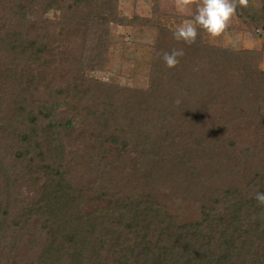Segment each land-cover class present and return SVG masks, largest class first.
<instances>
[{"label": "trees", "instance_id": "16d2710c", "mask_svg": "<svg viewBox=\"0 0 264 264\" xmlns=\"http://www.w3.org/2000/svg\"><path fill=\"white\" fill-rule=\"evenodd\" d=\"M118 3L0 0V264H264L260 51L185 44ZM237 14L264 51V1ZM137 58L145 88L89 75Z\"/></svg>", "mask_w": 264, "mask_h": 264}, {"label": "rangeland", "instance_id": "374dc122", "mask_svg": "<svg viewBox=\"0 0 264 264\" xmlns=\"http://www.w3.org/2000/svg\"><path fill=\"white\" fill-rule=\"evenodd\" d=\"M262 1L264 0H248V3L254 8H259ZM199 3L200 0H190V3L185 6L184 0H119L118 6L122 14L130 18L133 16L150 18L158 25V27L163 28L165 34L172 35V31L177 25L193 18V14ZM45 16L56 18L58 13H55L52 10L48 11ZM112 29L115 33L123 35V42L127 41L131 34L130 27L125 28L113 24ZM144 30L146 31L147 39L152 40L155 35L154 31L147 27H144ZM258 31H260V29H258ZM198 38L200 39V45L202 46L222 49L218 54L223 53V50L228 52H235L243 49L260 51L261 58L258 63V68L264 70V51H262L261 38L252 34L250 28L246 25L245 21L238 16V14L232 18L229 27L220 36L211 37L207 32L200 30ZM58 47L61 51H65L68 48V45L63 40H59ZM137 60L138 61L123 60L122 64L113 63L107 69L95 70L90 72L89 75L102 81L116 83L129 88H145L148 83L147 73L149 72V67H144V72L140 71L137 64L141 63L142 60L138 58ZM142 62L144 66L147 64L145 63V60ZM117 152L115 159L118 157L122 160L126 152L123 151L120 155H118ZM172 196L173 198L170 197L167 199L171 209L177 208L180 204L183 208L182 212L186 211V214L190 215L194 213L195 210L189 206V203H182L179 199H176V196ZM11 238L12 237L7 238L8 241H10ZM2 252H6V250H3Z\"/></svg>", "mask_w": 264, "mask_h": 264}, {"label": "clouds", "instance_id": "9594fccd", "mask_svg": "<svg viewBox=\"0 0 264 264\" xmlns=\"http://www.w3.org/2000/svg\"><path fill=\"white\" fill-rule=\"evenodd\" d=\"M190 0H184L185 6ZM238 6H248V0H200L193 18L181 23L172 31V36L177 41H183L191 45L196 42L200 30L207 32L211 37L220 36L228 27L232 18L237 14ZM160 54V53H158ZM161 55L165 65L169 68L180 63V57L184 55L183 48H173L164 51ZM177 103H180L177 100ZM254 199L264 205V191H256Z\"/></svg>", "mask_w": 264, "mask_h": 264}]
</instances>
